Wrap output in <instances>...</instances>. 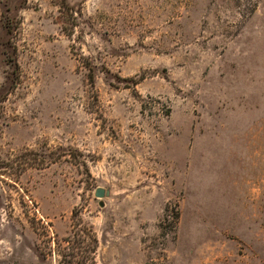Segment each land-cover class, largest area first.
Listing matches in <instances>:
<instances>
[{
	"label": "rangeland",
	"instance_id": "1",
	"mask_svg": "<svg viewBox=\"0 0 264 264\" xmlns=\"http://www.w3.org/2000/svg\"><path fill=\"white\" fill-rule=\"evenodd\" d=\"M0 264H264V0H0Z\"/></svg>",
	"mask_w": 264,
	"mask_h": 264
},
{
	"label": "water",
	"instance_id": "2",
	"mask_svg": "<svg viewBox=\"0 0 264 264\" xmlns=\"http://www.w3.org/2000/svg\"><path fill=\"white\" fill-rule=\"evenodd\" d=\"M107 192L102 188H96L94 195L96 197H103Z\"/></svg>",
	"mask_w": 264,
	"mask_h": 264
}]
</instances>
